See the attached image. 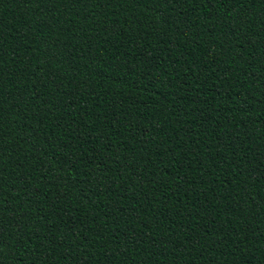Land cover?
<instances>
[{
  "label": "trees",
  "instance_id": "obj_1",
  "mask_svg": "<svg viewBox=\"0 0 264 264\" xmlns=\"http://www.w3.org/2000/svg\"><path fill=\"white\" fill-rule=\"evenodd\" d=\"M0 264H264V0H0Z\"/></svg>",
  "mask_w": 264,
  "mask_h": 264
}]
</instances>
